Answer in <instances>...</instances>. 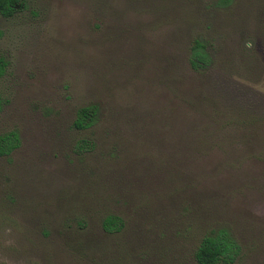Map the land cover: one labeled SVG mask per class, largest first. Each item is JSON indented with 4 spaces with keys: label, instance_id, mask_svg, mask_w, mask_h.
I'll use <instances>...</instances> for the list:
<instances>
[{
    "label": "rangeland",
    "instance_id": "1",
    "mask_svg": "<svg viewBox=\"0 0 264 264\" xmlns=\"http://www.w3.org/2000/svg\"><path fill=\"white\" fill-rule=\"evenodd\" d=\"M0 56V264H197L212 230L264 264V0H21Z\"/></svg>",
    "mask_w": 264,
    "mask_h": 264
},
{
    "label": "trees",
    "instance_id": "2",
    "mask_svg": "<svg viewBox=\"0 0 264 264\" xmlns=\"http://www.w3.org/2000/svg\"><path fill=\"white\" fill-rule=\"evenodd\" d=\"M226 0H221L224 2ZM21 6V0H0V15L3 17L12 16ZM205 42L194 39L190 45L188 63L193 70L205 69L210 58L205 50ZM5 60L0 56V76L3 74ZM3 100L0 97V111ZM93 106H84L77 109L72 125L81 129L89 126L94 115ZM19 145L17 132L12 130L0 135V156L9 154ZM120 227V219L115 216H106L102 221V228L105 231L117 230ZM239 252L237 244L223 231H210L200 240L194 251V259L197 264H232Z\"/></svg>",
    "mask_w": 264,
    "mask_h": 264
}]
</instances>
